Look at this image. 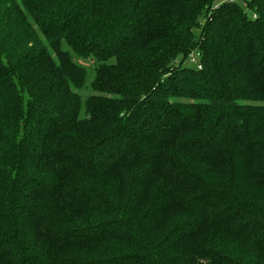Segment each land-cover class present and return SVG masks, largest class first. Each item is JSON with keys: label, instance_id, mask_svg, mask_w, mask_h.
Masks as SVG:
<instances>
[{"label": "trees", "instance_id": "16d2710c", "mask_svg": "<svg viewBox=\"0 0 264 264\" xmlns=\"http://www.w3.org/2000/svg\"><path fill=\"white\" fill-rule=\"evenodd\" d=\"M214 1L0 0V264H264V0Z\"/></svg>", "mask_w": 264, "mask_h": 264}, {"label": "rangeland", "instance_id": "374dc122", "mask_svg": "<svg viewBox=\"0 0 264 264\" xmlns=\"http://www.w3.org/2000/svg\"><path fill=\"white\" fill-rule=\"evenodd\" d=\"M224 1H227V0H215L214 1V6H218V5H220L222 2H224ZM240 1V3L242 4V3H244L242 0H239Z\"/></svg>", "mask_w": 264, "mask_h": 264}, {"label": "built area", "instance_id": "2783aa9c", "mask_svg": "<svg viewBox=\"0 0 264 264\" xmlns=\"http://www.w3.org/2000/svg\"><path fill=\"white\" fill-rule=\"evenodd\" d=\"M192 60L195 61V62H197V59H195L194 57L192 58ZM199 67H201V66L199 65Z\"/></svg>", "mask_w": 264, "mask_h": 264}]
</instances>
